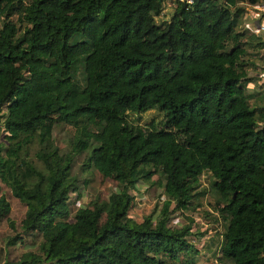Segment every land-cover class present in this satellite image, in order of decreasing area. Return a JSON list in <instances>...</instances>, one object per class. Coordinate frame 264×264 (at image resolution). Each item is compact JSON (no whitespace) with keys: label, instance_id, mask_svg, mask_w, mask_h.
<instances>
[{"label":"trees","instance_id":"obj_1","mask_svg":"<svg viewBox=\"0 0 264 264\" xmlns=\"http://www.w3.org/2000/svg\"><path fill=\"white\" fill-rule=\"evenodd\" d=\"M248 4L264 0H0V182L27 206L7 245L42 239L4 264H197L192 226L170 219L206 194V173L227 222L220 261L264 264V97L244 68L264 39L243 25ZM151 110L162 119L140 124ZM58 124L78 132L71 152L51 143ZM84 152L121 188L71 221ZM156 175L168 199L136 221L131 190Z\"/></svg>","mask_w":264,"mask_h":264},{"label":"rangeland","instance_id":"obj_2","mask_svg":"<svg viewBox=\"0 0 264 264\" xmlns=\"http://www.w3.org/2000/svg\"><path fill=\"white\" fill-rule=\"evenodd\" d=\"M247 12L244 17L243 25L251 33L260 34L264 39V5H247ZM174 11V3L167 1L164 14L158 20L170 18ZM246 56L245 71L249 93L259 92L264 97V47L249 49ZM258 99V98H257ZM260 100L258 99V102ZM162 114L157 110H151L141 114L140 124L149 126L152 122H159ZM0 119V140L6 141V133L3 131V124ZM78 132L75 127L68 124H58L55 126L51 143L60 148L63 152H71L77 139ZM28 158L37 166H41L36 152L39 149L38 139L31 145ZM87 153L84 152L75 156L72 165V173L77 174L80 179L81 195L71 194L70 220L74 219V214L81 207L88 206L96 200L106 201L113 192L121 186L112 179L105 178L95 169H83V163ZM87 180V184H85ZM212 178L206 173L201 178L199 190H204L206 194L200 199H196L189 210L176 211L171 215L170 224L173 227H183L190 224V241L197 249L192 252L190 258L195 259L197 264H230L228 261H220V249L223 243V233L227 222L223 215L216 208V192L211 185ZM0 195H4L11 205L9 216L0 220V264L6 260H18L25 252L35 251L41 242L40 237H29L26 242L8 246L7 241L21 232V223L25 217L27 206L12 193L11 188L0 182ZM134 196V204L130 210V217L136 221H143V218L155 212L161 213L165 200L168 199L164 193L162 180L156 175L150 182H139L135 190H131ZM183 259H189L186 255Z\"/></svg>","mask_w":264,"mask_h":264},{"label":"built area","instance_id":"obj_3","mask_svg":"<svg viewBox=\"0 0 264 264\" xmlns=\"http://www.w3.org/2000/svg\"><path fill=\"white\" fill-rule=\"evenodd\" d=\"M181 3H185L187 5H192L196 0H178Z\"/></svg>","mask_w":264,"mask_h":264}]
</instances>
